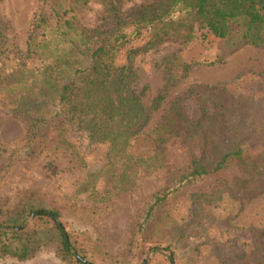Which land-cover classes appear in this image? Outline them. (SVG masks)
Returning a JSON list of instances; mask_svg holds the SVG:
<instances>
[{
    "label": "rangeland",
    "instance_id": "374dc122",
    "mask_svg": "<svg viewBox=\"0 0 264 264\" xmlns=\"http://www.w3.org/2000/svg\"><path fill=\"white\" fill-rule=\"evenodd\" d=\"M142 1L123 0V8ZM62 6L61 0H0V211L56 208L67 231L86 235L96 264H141L154 248L153 264H166L169 252L175 264H264V47L243 44L233 27L224 38L197 33L187 45L165 43L136 56L144 105L158 94L163 99L127 152L113 156L107 143H90L72 129L66 110L39 92L43 65L56 44L68 45L56 30L54 11ZM101 13L91 1L81 21L95 26ZM142 42L131 41L116 63ZM176 55L194 64L183 78L181 68L163 63ZM29 116L44 122L31 126ZM236 146L256 163L255 181L240 190L236 179L249 176L231 162L162 204L139 230L151 196L176 172ZM0 264L67 263L46 240L31 258L0 255Z\"/></svg>",
    "mask_w": 264,
    "mask_h": 264
},
{
    "label": "trees",
    "instance_id": "16d2710c",
    "mask_svg": "<svg viewBox=\"0 0 264 264\" xmlns=\"http://www.w3.org/2000/svg\"><path fill=\"white\" fill-rule=\"evenodd\" d=\"M91 1L101 5L102 13L99 22L88 27L81 21V13ZM61 2L62 8L54 11L56 30L68 45L56 44L50 61L43 65L39 92L66 110L64 117L72 129L85 134L90 143H107L113 156L127 152L163 99V94H158L149 107L144 105L146 87L136 86V56L155 51L165 43L187 45L197 33L202 39L209 34L224 38L233 27L243 44L264 47V0H143L128 8H123V0ZM42 22L41 18L38 24ZM133 40L143 42L126 49V62L117 64L118 54ZM163 63L171 71L181 68L179 78L185 77L194 65L177 55L165 58ZM174 76L171 72L169 80ZM27 119L31 126L44 122L42 116ZM241 154V148L236 146L215 160H191L163 190L151 196L137 224L139 230L145 229L162 204L231 162L243 165L247 176L256 175V163L245 161ZM249 177L236 179L240 190L255 181ZM28 217L31 220L25 223ZM46 240L56 244L60 258L67 264H96L88 258L90 242L86 235L67 231L56 208L40 204L24 205L7 213L0 211V255L26 260ZM157 253L154 248L141 264H153ZM163 255L166 264H175L171 252Z\"/></svg>",
    "mask_w": 264,
    "mask_h": 264
}]
</instances>
